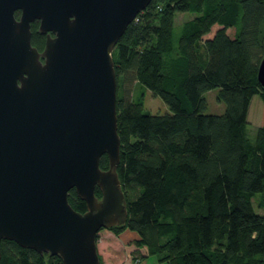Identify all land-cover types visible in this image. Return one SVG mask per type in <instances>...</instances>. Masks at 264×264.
I'll use <instances>...</instances> for the list:
<instances>
[{
	"label": "trees",
	"instance_id": "trees-1",
	"mask_svg": "<svg viewBox=\"0 0 264 264\" xmlns=\"http://www.w3.org/2000/svg\"><path fill=\"white\" fill-rule=\"evenodd\" d=\"M182 13L197 16L176 33ZM32 42L44 47L37 27ZM112 55L128 219L98 233L101 264L125 263V231L139 236L134 264L147 257L160 264H264V126L254 140L248 134L252 99L264 104V0H153ZM133 84L171 113L145 112ZM214 89L224 114L207 113L205 95ZM100 166L108 169L106 155ZM68 200L87 211L75 189ZM1 252L0 264H63L12 241H2Z\"/></svg>",
	"mask_w": 264,
	"mask_h": 264
},
{
	"label": "water",
	"instance_id": "water-1",
	"mask_svg": "<svg viewBox=\"0 0 264 264\" xmlns=\"http://www.w3.org/2000/svg\"><path fill=\"white\" fill-rule=\"evenodd\" d=\"M152 1L0 0V262L12 241L63 264H101L98 233L127 222L112 54ZM73 189L85 213L70 205Z\"/></svg>",
	"mask_w": 264,
	"mask_h": 264
},
{
	"label": "rangeland",
	"instance_id": "rangeland-1",
	"mask_svg": "<svg viewBox=\"0 0 264 264\" xmlns=\"http://www.w3.org/2000/svg\"><path fill=\"white\" fill-rule=\"evenodd\" d=\"M197 15L190 14V13H182L179 14L176 17V33L180 32L181 25L186 22L187 20H190ZM215 28V27H214ZM213 28V29H214ZM218 28H215L212 30V34H209L205 39L210 38L213 33H215V30ZM230 35H233L232 33ZM126 91L129 89L128 84L125 85ZM132 97L141 100L143 99L144 104V110L147 113L153 114V115H165L170 112L169 107L162 101L161 98L155 97L151 91H149L146 88H143L142 86L138 84H133L132 86ZM219 95V89H214L206 93V102H207V113L212 115H221L224 114L226 106L223 102H220L218 100ZM248 134L251 140L255 139L256 133L259 128L264 126V104L259 96H255L252 99L249 114H248ZM258 199V198H257ZM262 212V211H261ZM136 236V235H135ZM137 237H139L137 235ZM137 239V238H136ZM125 264H134L132 257L134 256L133 252H131V247L128 249H125ZM146 251V249H145ZM141 264H160L158 262V259L156 257H147L144 258V261Z\"/></svg>",
	"mask_w": 264,
	"mask_h": 264
},
{
	"label": "crops",
	"instance_id": "crops-1",
	"mask_svg": "<svg viewBox=\"0 0 264 264\" xmlns=\"http://www.w3.org/2000/svg\"><path fill=\"white\" fill-rule=\"evenodd\" d=\"M215 28H218V29L215 30V33H216V31L219 30L220 27H219V26H216ZM215 28H214V29H215ZM214 29H213V30H214ZM215 33H213V35H212L210 38H208V39H211V38L214 36ZM228 33H229V36L233 38V37H234V34H235V30H234V29H229V30H228ZM231 33H232L233 35H230ZM211 34H212V32H211ZM135 235H136V236H135ZM120 237H121L122 242H123V244L125 245V248H126V249H128V248L131 247V249H133V250H131V252H135V251L137 250L135 244H133V243H134V240H135L136 238H138L136 233H134V232H130V231H125V232H123V233L121 234ZM140 251H141V250H140ZM142 252H144V250H142ZM146 252H147V250H146ZM124 264H125V263H124Z\"/></svg>",
	"mask_w": 264,
	"mask_h": 264
},
{
	"label": "flooded vegetation",
	"instance_id": "flooded-vegetation-1",
	"mask_svg": "<svg viewBox=\"0 0 264 264\" xmlns=\"http://www.w3.org/2000/svg\"><path fill=\"white\" fill-rule=\"evenodd\" d=\"M20 12H18V14H17V18H20ZM36 27H37V32L41 35V36H43V38L45 37V43H44V47L42 48V49H40L38 46H36V45H34L33 44V42H32V45H33V47H35L40 53H42L43 51H44V49H45V45H46V41H47V36H48V34H41L40 32H39V27H40V22L39 21H36V22H34L33 24H32V27H31V30H32V37H33V34H34V29H36ZM52 37H55L54 36V34H52ZM42 62H43V60H41Z\"/></svg>",
	"mask_w": 264,
	"mask_h": 264
},
{
	"label": "built area",
	"instance_id": "built-area-1",
	"mask_svg": "<svg viewBox=\"0 0 264 264\" xmlns=\"http://www.w3.org/2000/svg\"><path fill=\"white\" fill-rule=\"evenodd\" d=\"M137 264H140V263H137Z\"/></svg>",
	"mask_w": 264,
	"mask_h": 264
}]
</instances>
